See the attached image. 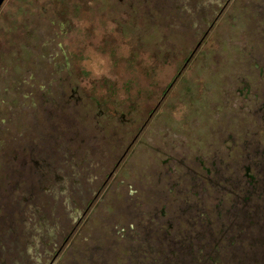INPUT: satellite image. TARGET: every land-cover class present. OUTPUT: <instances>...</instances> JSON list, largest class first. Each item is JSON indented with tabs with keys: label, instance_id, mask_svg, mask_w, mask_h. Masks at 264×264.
Returning <instances> with one entry per match:
<instances>
[{
	"label": "rangeland",
	"instance_id": "rangeland-1",
	"mask_svg": "<svg viewBox=\"0 0 264 264\" xmlns=\"http://www.w3.org/2000/svg\"><path fill=\"white\" fill-rule=\"evenodd\" d=\"M0 264H264V0H4Z\"/></svg>",
	"mask_w": 264,
	"mask_h": 264
},
{
	"label": "water",
	"instance_id": "water-1",
	"mask_svg": "<svg viewBox=\"0 0 264 264\" xmlns=\"http://www.w3.org/2000/svg\"><path fill=\"white\" fill-rule=\"evenodd\" d=\"M3 1H4V0H0V5L2 4Z\"/></svg>",
	"mask_w": 264,
	"mask_h": 264
}]
</instances>
